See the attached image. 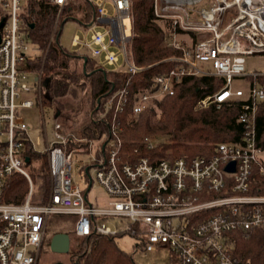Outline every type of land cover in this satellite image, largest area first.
<instances>
[{"label":"built area","instance_id":"built-area-1","mask_svg":"<svg viewBox=\"0 0 264 264\" xmlns=\"http://www.w3.org/2000/svg\"><path fill=\"white\" fill-rule=\"evenodd\" d=\"M24 1L0 0V264H35L47 218L53 213L74 216L76 236L129 233L138 239L135 249L166 248L170 264H243L234 255L236 234L264 233V194L253 191L255 169L264 173L255 130L257 103L264 99V85L256 79L264 73L245 69V55L264 53V0H211L209 6L198 9L193 5L202 0H153L154 15L170 19L173 28L210 35L186 48L172 31L165 44L180 48L181 54L165 59L174 65L155 75L151 87L139 93L132 107L138 113L153 99L171 95L174 84L185 76L214 75L222 79V85L199 97L194 108L238 103V121L243 126L238 142H219L208 155L126 160L120 154L116 114L125 107L129 90L119 87L103 101L96 121L105 123L108 133L98 138L68 130L59 114H54L52 139L45 136L43 150L49 178L44 202L31 199L33 184L24 166L23 145L32 142L18 112L35 103L44 122L41 71L25 68L29 40L20 16ZM46 1L59 8L68 3ZM88 1L92 17L82 23L83 37L73 36L71 52L86 56L79 54L86 48L105 69L132 74L143 70L128 50L130 0ZM229 9L232 13L226 17ZM27 73L34 74L32 86L24 82ZM236 78L249 80L246 93L232 88ZM30 91L35 102L21 98L22 92ZM143 141L153 147L159 139L146 136ZM92 146L96 155L84 171L87 168L88 174L89 167H94V177L108 196L105 204L94 205L87 198V187L72 178L73 155L89 152ZM232 161L233 170L227 171ZM14 172L28 181L21 203L2 200L7 177ZM89 182L90 177L87 186Z\"/></svg>","mask_w":264,"mask_h":264},{"label":"trees","instance_id":"trees-1","mask_svg":"<svg viewBox=\"0 0 264 264\" xmlns=\"http://www.w3.org/2000/svg\"><path fill=\"white\" fill-rule=\"evenodd\" d=\"M58 9L56 4L46 0L24 1L20 12L22 28L29 43L39 51L38 55L27 58L25 68L36 73L41 71V102L53 107L59 116L62 104L58 98L65 94L75 95L78 89L83 88L84 91L88 90L89 109L97 106V99H100L99 106L93 111L95 117L85 119L77 125L78 111L84 102V97H80L78 111L62 116L63 120L71 121L69 126L74 130L69 128L70 130L91 138L108 133V126L96 121V118L107 93L126 86L129 90L127 103L116 114L118 135L121 139L120 154L126 160L133 161L141 156L154 161L162 158L208 155L219 142L240 140L243 126L238 121V103L225 104L220 108H194L199 97L222 85V79L214 75L185 76L174 84L171 95L155 98L140 112H133L132 107L139 93L151 87L155 75L166 72L174 65L175 62L165 59L181 54L180 48L165 44V39L171 32H176L181 45L186 48H191L201 38V33L173 28L170 19L156 17L153 13V0H130L132 37L128 50L133 61L145 68L133 74L113 71L100 67L89 57L82 66L83 59L60 46L58 37L62 23L71 15H80L81 23L90 21L93 7L88 0H68L62 8V12L65 9L66 17L60 14L56 21ZM75 63L80 64V71H76ZM256 80L264 85V75H258ZM255 130L258 145L264 147V99L257 103ZM146 136L156 137L159 141L153 147H148L143 141ZM23 153L25 158H28V161L24 162L25 167L33 158L41 156L28 141L23 145ZM41 158L40 195L33 198V202H44L48 193V165L45 156ZM27 189V179L17 172L11 173L7 177L2 200L21 203ZM253 191L264 194V173H260L257 168ZM76 237L70 264H137L130 254L118 247L116 236L90 233ZM234 255L243 264H264V233L256 231L249 237L236 234Z\"/></svg>","mask_w":264,"mask_h":264},{"label":"rangeland","instance_id":"rangeland-1","mask_svg":"<svg viewBox=\"0 0 264 264\" xmlns=\"http://www.w3.org/2000/svg\"><path fill=\"white\" fill-rule=\"evenodd\" d=\"M80 2H84L86 0H79ZM211 0H202L195 5H193L196 9L201 8L202 6H209ZM63 7L58 9L56 14V21L60 18V14L62 17H66L65 9L62 12ZM0 10V14H1ZM231 9L228 10L226 17H229L231 14ZM71 17L64 21L61 25L60 34L58 37L59 45L65 48L68 51L72 50L71 40L74 35H78L79 37H83V28L82 23L79 20L80 15L75 17ZM90 32L86 34L88 36ZM209 32H203L201 38H205L209 36ZM181 38V36H178ZM179 39V38H178ZM75 48V47H73ZM39 51L36 49L31 43L28 44L27 55L31 58L35 55H38ZM79 54L86 55L87 57L91 58L89 55V50L83 48L79 51ZM81 57V56H80ZM76 71H80L81 67L80 64L77 65L75 63ZM82 60V66H83ZM245 69L247 72L251 71H261L264 73V53H253L245 55ZM264 75V74H261ZM34 81V74L27 73L26 77L24 78V82L28 86H32ZM249 87V80L247 78H236L232 82V88H241L245 93ZM80 97H84V102L81 105V109H79V100ZM21 98L23 99H30L35 102V94L33 92H22ZM60 103L62 104V109L60 112V116L58 117L60 121H63L68 130H70L69 125L71 124L70 120H63L62 116L65 113H73L78 111V123L80 125L85 119H89L95 117L93 115L95 106L93 109L90 108V104L88 102V90L84 91L83 89H78L75 95L72 94H65L62 97L58 98ZM19 109V115L23 118L25 124L28 126L26 133L32 142L33 149L41 154L38 158H33L26 166V170L28 171L32 184H33V194L31 199L36 198L40 195V185H41V172L39 170L41 162L43 150L45 148V136L48 140L52 139V124L54 121V111L53 107L48 105H43V119L44 124L41 120V114L39 112V107H37L34 103L32 107H27L23 109ZM44 127V129H43ZM74 130V128H72ZM72 131V130H70ZM74 132V131H73ZM75 133V132H74ZM77 134V133H76ZM89 152H79L73 155V162H72V178L75 183H77L80 187L86 188L87 182L89 181V177L91 179V184L87 192V198L91 201L94 205L95 204H105L108 200V196L105 193L104 189L98 184L94 177V167L90 166L88 169V174L85 173L84 167L89 165L92 161V156L96 155L95 148L89 147ZM259 160L264 168V147H262L261 152L259 153ZM73 221L74 216L67 215V214H50L47 218L46 222V229H45V236L42 246L40 248L39 254L35 261V264H70L71 260V251L75 248L77 237L73 232ZM56 232H66L69 235L70 244L68 252H55L52 251L49 247V241L51 236ZM261 232V231H260ZM115 242L120 249L125 251L126 253L130 254L133 260L137 264H170V254L166 248H159L153 251H143L140 248L135 249L136 244L138 243L137 237L129 234L123 233L118 234L115 237Z\"/></svg>","mask_w":264,"mask_h":264},{"label":"water","instance_id":"water-1","mask_svg":"<svg viewBox=\"0 0 264 264\" xmlns=\"http://www.w3.org/2000/svg\"><path fill=\"white\" fill-rule=\"evenodd\" d=\"M2 24V19L0 20V26ZM81 58L83 59V64L86 62L87 57L86 56H81ZM36 79V77H35ZM99 98L97 99V105L99 104ZM97 108V107H96ZM55 115H58V112L55 113ZM25 161H28V158H25ZM225 169L227 171H232L233 170V161L230 162L228 165H226ZM85 171L87 172V168L85 169ZM90 186V182L89 185L86 188V191L89 189ZM69 244H70V239H69V235L66 232H56L54 233L49 241V247L52 251L55 252H68L69 250Z\"/></svg>","mask_w":264,"mask_h":264},{"label":"flooded vegetation","instance_id":"flooded-vegetation-1","mask_svg":"<svg viewBox=\"0 0 264 264\" xmlns=\"http://www.w3.org/2000/svg\"><path fill=\"white\" fill-rule=\"evenodd\" d=\"M44 241V240H43Z\"/></svg>","mask_w":264,"mask_h":264}]
</instances>
